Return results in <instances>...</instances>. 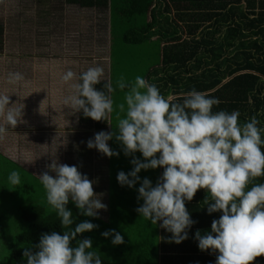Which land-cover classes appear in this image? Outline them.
I'll return each mask as SVG.
<instances>
[{"label":"clouds","instance_id":"obj_1","mask_svg":"<svg viewBox=\"0 0 264 264\" xmlns=\"http://www.w3.org/2000/svg\"><path fill=\"white\" fill-rule=\"evenodd\" d=\"M104 75V67L96 65L73 82L76 73L69 69L62 76L70 88L64 103L97 121H108L110 114L117 113L118 131H100L87 144L108 157L119 156L108 143L115 135L125 155L142 154L143 160L134 156L130 161L134 165L131 171L118 172L121 186L135 187L141 181V170L163 167L155 185L145 177L138 188V199L143 200L136 209L140 216L171 233L170 241L181 243L196 223L186 201L203 188L208 192L204 200L208 213L222 215L213 220L210 231L202 235L197 230L198 247L218 251L215 264H250L264 255V183H252L264 177V126L257 116L241 122L239 110L214 111L219 98L195 88L178 97H165L157 85L140 75L132 81L121 75L115 87L109 82L107 91L97 89ZM23 80L22 73H9V83ZM116 88L124 92L118 104L111 95ZM9 105L10 96L0 95V118L5 120L0 125V139L8 126L16 128L22 119L23 108ZM49 167L55 177L44 172L39 178L47 203L65 230L62 234L44 233L33 245L35 252L25 248L27 264H103L93 250V241L78 238L98 225L88 220L75 223L68 205L71 201L88 217L98 216V210H106L107 205L95 193L93 181L77 166L53 162ZM7 181L19 184V171H10ZM102 235L112 236L114 245L124 243V236L115 229Z\"/></svg>","mask_w":264,"mask_h":264},{"label":"trees","instance_id":"obj_2","mask_svg":"<svg viewBox=\"0 0 264 264\" xmlns=\"http://www.w3.org/2000/svg\"><path fill=\"white\" fill-rule=\"evenodd\" d=\"M66 2L82 8H109L112 23L110 49L113 51L120 43V49L131 50L129 54L143 55L140 59L147 64L141 68L142 76L157 85L165 97H178L195 88L219 98L220 104L214 106V111L239 110L241 122L255 115L264 126V0ZM3 34L4 26L0 24V44ZM115 39L119 41L114 43ZM135 60L131 64L139 65V59ZM126 73L130 75L128 70ZM109 82L115 87L113 73L109 81H101L96 87L107 91L105 84ZM111 95L116 102L115 92ZM80 123L90 132L118 131L115 127L116 112L109 115L108 121H97L85 117L81 110ZM109 146L120 153L119 156L108 157L106 173L103 161L100 167L99 187L108 194L109 223L100 216L83 215L70 201L68 207L72 209L75 223L88 220L98 225L91 231L78 234V238L93 241V250L99 253L103 264H215L219 252L201 250L195 238L197 230L205 234L211 230L213 220L222 215V212L208 213V205L204 204L207 190L199 189L191 201H186V208L196 221L188 230V238L178 244L170 241L171 233L159 224L153 225L136 211L143 204V200L138 199V188L143 178L150 175L155 185L163 167L141 170L138 174L141 181L135 187L121 186L117 180L118 172L131 171L134 165L130 161L134 156L141 160L144 158L140 152L125 155L123 145L115 135ZM84 150L88 154L84 156L91 157L90 150ZM9 161L15 164L13 160ZM36 183L40 192V179L37 178ZM252 183H264V177L256 178ZM98 192L103 191L98 188ZM34 200L23 210L21 218L25 229L16 234L7 257L8 264H27L23 255L25 248L35 252L37 249L33 245L39 243L44 233L56 231L62 234L65 230L55 210L47 203L46 196L39 193ZM7 216L0 213V225L4 224L3 219ZM119 223L123 229L128 228L130 235L124 236V243L111 245V239L102 233ZM250 264H264V255Z\"/></svg>","mask_w":264,"mask_h":264},{"label":"rangeland","instance_id":"obj_3","mask_svg":"<svg viewBox=\"0 0 264 264\" xmlns=\"http://www.w3.org/2000/svg\"><path fill=\"white\" fill-rule=\"evenodd\" d=\"M0 24L4 26L0 44V95L10 96L9 106L23 108L22 113L32 117L34 122L24 124L26 126L22 129L19 123L16 128L8 126L6 135L0 139V213L8 214L3 219L4 224L0 225V264H8L7 257L16 234L25 229L21 218L23 210L39 193L46 196L43 185L40 192L37 189V178L40 179L44 172L55 177L56 173L49 167L53 162L75 165L93 181L95 193L107 205L106 210H98V216L109 223L108 194L92 177L97 169L93 168L94 164L104 163L108 156L87 144L100 131H88L80 123L79 112L71 108L63 124L61 119L59 122L55 120L53 125L49 122L53 99L58 101L65 96L62 74L71 69L76 73L73 82H77L80 74L89 67L101 65L105 69L101 81H109L111 73L115 80L124 75L132 81L137 75L142 76L141 68L147 62L140 59L143 55L120 49V43L113 51L110 49L112 23L109 8H82L66 0H2ZM117 41L115 39L114 43ZM60 59L65 64L62 65ZM135 59H139V65L131 64ZM13 72L22 73L24 80L9 83V73ZM67 92L70 95V88ZM115 95L116 103H120L124 92L116 88ZM3 124L5 120L0 118V125ZM84 148L90 150L91 157L84 156L88 155ZM14 169L20 173L17 185L7 181L8 174ZM98 188L103 192H98ZM121 226L120 223L114 227L111 225L110 230L129 236L128 228ZM109 239L113 245L112 236Z\"/></svg>","mask_w":264,"mask_h":264},{"label":"crops","instance_id":"obj_4","mask_svg":"<svg viewBox=\"0 0 264 264\" xmlns=\"http://www.w3.org/2000/svg\"><path fill=\"white\" fill-rule=\"evenodd\" d=\"M111 35V34H110ZM65 50V43L64 44H62L61 45V51L63 52ZM61 60V59H60ZM62 61V65L63 64H65L64 62V60H61ZM63 67L64 66H62V73H64V69H63ZM58 72V71H57ZM60 73L58 72V75H59ZM63 75V74H62ZM61 84H62V86L63 87H65V89L64 90H62V93L63 94H65V96H63L62 98H61V100H59L58 99V101H54V99H53V101H52V103H51V116L49 117V122L51 123V125H53L54 124V122H55V120L57 121V122H59V119H61V121H60V123H62L63 124V122L62 121H66V119H67V117H68V114H69V111H70V107L69 106H67L65 103H64V101H65V98L69 95V92H67L68 91V88H69V85L67 84V83H65L63 80H61ZM67 90V91H66ZM66 92V93H65ZM55 114H59V116H55ZM79 116H80V111H79ZM28 117H30V116H27V114L26 113H23V115H22V119H21V122H19V128L20 129H22V126H26V125H32V123H34L33 121H32V117L31 118H28ZM33 118H36V115H34V117ZM56 118V119H55ZM36 120V119H35ZM24 124H26V125H24ZM19 130V129H18ZM99 161V160H98ZM104 166H105V168H104V173H106L107 172V165H108V158H107V161L106 162H104ZM102 166V163H101V161H99L98 163H95L94 164V169L95 168H97L96 170H94V175H93V179H95V181H100L101 180V176H102V174H101V171H100V167ZM147 178H149L150 179V175L149 176H147ZM97 191H98V189H97Z\"/></svg>","mask_w":264,"mask_h":264}]
</instances>
